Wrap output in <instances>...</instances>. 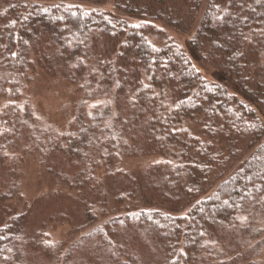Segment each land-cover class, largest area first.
Returning a JSON list of instances; mask_svg holds the SVG:
<instances>
[{
    "label": "trees",
    "instance_id": "trees-1",
    "mask_svg": "<svg viewBox=\"0 0 264 264\" xmlns=\"http://www.w3.org/2000/svg\"><path fill=\"white\" fill-rule=\"evenodd\" d=\"M38 75L82 93L63 128L25 96ZM17 152L68 205L49 220L77 214L69 247L24 233ZM0 264H264V0H7Z\"/></svg>",
    "mask_w": 264,
    "mask_h": 264
},
{
    "label": "rangeland",
    "instance_id": "rangeland-1",
    "mask_svg": "<svg viewBox=\"0 0 264 264\" xmlns=\"http://www.w3.org/2000/svg\"><path fill=\"white\" fill-rule=\"evenodd\" d=\"M7 0H0V10L3 8ZM172 35L187 47V35H178L172 33ZM200 68V64L196 63ZM209 69H204L202 72L210 78H216L214 73L210 70V74H207ZM220 78V77H219ZM221 79V78H220ZM226 82L227 88L236 93L237 96L243 100L248 101V98L244 96L238 89L235 88L229 81L224 78L221 79ZM219 81V79H218ZM26 97L29 99L34 107L42 117L47 121L56 124L58 127L63 128L68 120L67 116L71 110V105L74 100L80 98V94L76 88H71L67 84L53 83L48 80H44V77H38L34 82L29 83L25 87ZM79 93V94H78ZM98 100H91L89 104H95ZM18 157L21 159L19 165V178L21 184V191L24 199L30 203L31 209L29 215L26 217L24 225V233L26 236H32L37 229L43 226L48 230L51 235V239L59 241L60 250H63L73 244L74 238L71 233L78 230V218L77 214L69 211L65 214L66 219L64 221L49 220V215L55 212L60 207H68L65 203H60L55 197L48 198L47 194L51 192L52 188L56 187L55 180L46 172L38 162L36 157H22L17 152ZM153 158H121L119 161L120 168L129 172L131 176L138 177L144 173L147 166L152 162ZM81 234H78V238ZM73 239V240H72ZM72 240V241H71ZM40 255L44 254L39 252Z\"/></svg>",
    "mask_w": 264,
    "mask_h": 264
}]
</instances>
